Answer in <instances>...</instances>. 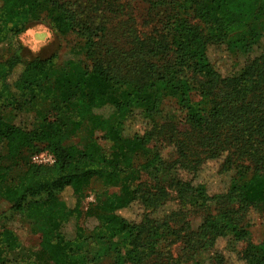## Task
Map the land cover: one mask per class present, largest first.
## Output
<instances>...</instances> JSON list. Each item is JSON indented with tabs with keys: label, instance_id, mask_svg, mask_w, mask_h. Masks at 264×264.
<instances>
[{
	"label": "trees",
	"instance_id": "trees-1",
	"mask_svg": "<svg viewBox=\"0 0 264 264\" xmlns=\"http://www.w3.org/2000/svg\"><path fill=\"white\" fill-rule=\"evenodd\" d=\"M239 1L0 0V198L8 205L0 210V264H174V242L227 264L217 242L229 251L245 242L244 213L264 208V52L233 77L209 57L211 47L230 52V39L246 26L252 6L236 8ZM37 21L81 44L78 77L59 71L48 84L54 58L22 59L18 38ZM34 100L53 103L54 120L44 127L26 130L3 117ZM166 104L176 113L161 122ZM65 116L79 125L91 120L90 134L107 143L108 155L94 160L77 143L63 146ZM135 120L138 132L130 129ZM40 145L52 165L30 162ZM207 162L230 176L219 194L200 180ZM176 168L192 179L175 180ZM105 177L118 179L119 191L98 195L83 218L85 189ZM66 191L69 201L61 199ZM56 204L60 218L36 259L18 257L20 242L6 222L18 213L33 221ZM132 206L138 219L121 213ZM70 222L72 238L64 232ZM236 256L264 264V239L260 254L247 246Z\"/></svg>",
	"mask_w": 264,
	"mask_h": 264
},
{
	"label": "rangeland",
	"instance_id": "rangeland-1",
	"mask_svg": "<svg viewBox=\"0 0 264 264\" xmlns=\"http://www.w3.org/2000/svg\"><path fill=\"white\" fill-rule=\"evenodd\" d=\"M251 5L252 13L248 20L245 21L246 26L239 29L230 39L232 45L230 52L224 46L211 47L209 49V57L217 64L219 71L223 76L238 75L245 65L259 57L264 52V0H242L236 5L244 6ZM137 20L140 22L141 16L145 11V3L139 1L137 5ZM147 7V6H146ZM139 13V14H138ZM45 18V13H41ZM18 43L22 46L21 57L24 61L34 58H54V69L47 81L52 84L54 75L59 71H65L70 77H78L84 70L83 65V48L81 44L72 36H59L54 33L44 21H37L30 26L19 36ZM53 103L50 100L39 101L34 100L31 104L24 107L20 112L6 111L4 118L16 126L22 127L26 130H31L41 124L45 126L47 121H53L55 115L53 114ZM174 107L166 104L161 115V122L168 120L173 116ZM45 122L41 123L42 120ZM92 127L91 120H87L83 125H79L77 121L71 116H65L62 125V145L68 146L72 143L79 144L84 152L92 159L100 158L104 153L108 155V145L101 137H94L90 134ZM132 131H140L141 123L138 120L130 123ZM140 133V132H139ZM161 146L156 144L155 147ZM41 151L32 155L30 162L33 164L45 163L47 155L46 151L42 150L44 146H39ZM151 147V145H149ZM170 152V149L165 150L163 157ZM5 158V150L0 142V162ZM165 158V157H164ZM166 159V158H165ZM215 164V165H214ZM48 165V164H47ZM52 165V164H51ZM213 167L215 162H207L201 172L200 180L206 184L208 192L211 195L223 192L229 184L230 176L223 174H216ZM22 170L13 171V178H16ZM133 177H137L136 173H131ZM174 179L182 182H188L192 179V175L175 169L173 173ZM120 184L118 179L97 178L93 179L88 187L85 189V199L82 203L81 211L82 217L86 211L95 203L96 197L106 191H119ZM70 191H66L61 199L69 201ZM169 197L176 199L175 193L169 191ZM173 201V200H172ZM175 202V201H173ZM72 202L68 203L70 206ZM172 207V206H171ZM8 205L0 198V210H6ZM170 208L164 207L159 209L154 215L160 218L168 212ZM130 219L134 217L138 219L139 211L136 206L121 212ZM60 206L58 204L46 208L43 214L37 219L30 221L22 214H15L6 222V227L13 231L17 236L21 249L18 257H23L35 260L39 242L45 239H50L52 236V227L60 218ZM243 225L247 231V238L245 242L232 245L229 250L226 249V241L219 240L215 246V252L220 253L225 258L227 264H243L236 256L237 253L249 246L252 253L260 254L262 243L264 239V208H250L244 213ZM92 223L88 224L90 227ZM65 235L68 238L73 236V223H68L64 228ZM171 255L174 259V264H214L213 253L203 252L197 254H189L180 242H174L171 245ZM107 260L95 264H107Z\"/></svg>",
	"mask_w": 264,
	"mask_h": 264
},
{
	"label": "built area",
	"instance_id": "built-area-1",
	"mask_svg": "<svg viewBox=\"0 0 264 264\" xmlns=\"http://www.w3.org/2000/svg\"><path fill=\"white\" fill-rule=\"evenodd\" d=\"M53 158H52V156L51 155H47V160H46V162L45 163H42V162H40L39 164H43V165H51V164H53Z\"/></svg>",
	"mask_w": 264,
	"mask_h": 264
}]
</instances>
